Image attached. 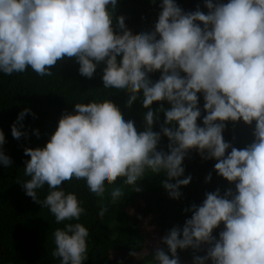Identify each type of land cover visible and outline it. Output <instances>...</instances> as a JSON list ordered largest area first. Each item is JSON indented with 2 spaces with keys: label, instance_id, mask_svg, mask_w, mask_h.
<instances>
[{
  "label": "clouds",
  "instance_id": "clouds-1",
  "mask_svg": "<svg viewBox=\"0 0 264 264\" xmlns=\"http://www.w3.org/2000/svg\"><path fill=\"white\" fill-rule=\"evenodd\" d=\"M118 0H0V73L11 75L31 68L40 76L51 75L58 60L75 57L80 75L92 78L103 63V88L128 94L127 107L142 96L145 128L125 120L109 100L74 104L65 112L43 147L25 148L24 176L27 196L47 208L57 224L52 233L53 257L60 264H86L87 228L78 221L85 209L63 182L83 180L89 192L103 201L105 185L123 184L139 191L146 171L167 177L161 183L173 199L181 195L191 176H184L185 155L195 149L204 159H215L214 170L230 183L205 193L202 204L182 227L174 226L161 238L167 253L157 247L152 264H180L177 249H199L193 264H264V0H204L199 8L184 12L176 0H161V11L152 31L133 36L124 17L113 13ZM202 25V26H201ZM160 72L152 80L149 73ZM183 74V75H182ZM203 96L201 118L199 95ZM166 101L156 113L154 102ZM11 127L19 139L18 123ZM163 112L160 131L154 120ZM255 121L253 141L243 149L223 138L226 121ZM22 127V125H21ZM161 133L168 151L158 150ZM38 134V133H37ZM5 135L0 130V146ZM231 148V151H226ZM0 164L11 159L0 151ZM211 179V174L206 181ZM175 181L174 183L170 181ZM48 187L43 200L37 189ZM125 196L114 186L111 201ZM107 207L101 203L98 219ZM223 224L218 238L213 230ZM171 254V258L169 254ZM131 255L135 256L132 251Z\"/></svg>",
  "mask_w": 264,
  "mask_h": 264
},
{
  "label": "trees",
  "instance_id": "trees-1",
  "mask_svg": "<svg viewBox=\"0 0 264 264\" xmlns=\"http://www.w3.org/2000/svg\"><path fill=\"white\" fill-rule=\"evenodd\" d=\"M160 3L161 0H118L112 10L114 30L118 31L116 18L123 16L125 28L133 36L152 31L161 11ZM176 3L184 12L197 8L205 14L208 12L204 0H176ZM103 67V63L99 64L93 77L87 78L80 75L75 57H66L52 66L51 75L40 76L31 68L11 75L0 73V130L5 135V143L0 146V151L11 159L8 167L0 164V264H60L59 258L52 255L55 248L52 233L63 224H57L47 208L26 195L21 181L29 179L24 176V169L25 161L30 157L25 155V148L43 147L63 113L72 112L76 103L93 100H109L125 120L134 121L138 131L144 130V114L148 109L142 106V96L127 107L128 94L103 88ZM159 76V71L149 73L152 80L159 79ZM198 95L201 118L197 123L201 124L205 114L204 101L202 94ZM161 106L170 107L166 101H162L154 102L151 108L156 113ZM25 108L30 112L18 123L23 135L16 139L11 134V127L17 123L18 114ZM158 116L159 119L154 120L153 124V131L157 132L163 125V112H159ZM254 128L255 121L252 125L242 120L226 121L223 138L233 147L243 149L252 143ZM168 144V138L161 133L158 150L167 152ZM228 151L231 148L226 154ZM216 162L215 159L202 158L195 149L189 150L182 164L184 176L180 179L187 176L192 179L187 186H181L178 199L171 198L163 187L161 182L167 177L163 173L155 175L150 171H146L145 177L138 181L139 191L124 185L123 178H118L114 185H105L103 201L89 192L83 180L73 178L63 182L64 190L75 193L85 209L78 222L88 230L86 264H152L157 247L167 253V246L162 244L161 238L172 227H182L191 217L192 213L186 209L193 204H202L205 193L217 189L221 195L228 189L235 191V184L214 170ZM209 174L211 179L206 181ZM114 186L122 187L125 192V196L115 203L110 197ZM47 192V185L37 189L38 198L43 200ZM101 203L108 210L102 219H98ZM144 217L146 221H141ZM223 227L221 224L214 229L213 236L218 238ZM208 247L203 244L199 249H177L180 264H193V258L206 255ZM132 251L135 256L130 254ZM168 254L171 258V254ZM207 264H211V261Z\"/></svg>",
  "mask_w": 264,
  "mask_h": 264
},
{
  "label": "rangeland",
  "instance_id": "rangeland-1",
  "mask_svg": "<svg viewBox=\"0 0 264 264\" xmlns=\"http://www.w3.org/2000/svg\"><path fill=\"white\" fill-rule=\"evenodd\" d=\"M141 221H146L145 217L144 218H141Z\"/></svg>",
  "mask_w": 264,
  "mask_h": 264
}]
</instances>
